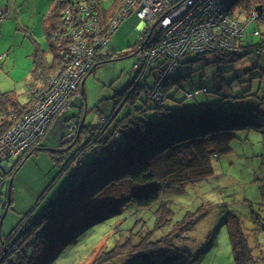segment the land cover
Masks as SVG:
<instances>
[{
  "label": "rangeland",
  "instance_id": "rangeland-1",
  "mask_svg": "<svg viewBox=\"0 0 264 264\" xmlns=\"http://www.w3.org/2000/svg\"><path fill=\"white\" fill-rule=\"evenodd\" d=\"M52 1L3 0L7 17L0 21H5L0 28V90L14 91L22 103L26 102V90L32 81V54L36 44H40L46 51L48 60L53 56L43 26V15L53 5ZM98 1L102 6L109 7L115 0ZM251 13L252 9L244 10L233 5V15L242 23L250 19ZM138 23L135 12L120 22L105 45L113 57L96 59L98 63L85 77V128L97 126L103 114L111 112L114 106L120 107L115 117L120 119L140 105L138 100L131 102L125 99L129 85L137 80L133 53L141 41L140 31L136 27ZM262 40L264 16L245 26L241 42L244 46ZM240 51L239 54H242V49ZM187 58V62L177 65L170 73L171 79L180 78L177 81L170 80L168 94L172 98H166V107L219 103V108L224 110L244 112L253 109L256 118L264 122V46L246 56L242 55L236 61H215L216 58H223L220 52L191 54ZM157 73V69L147 72L137 83L151 85ZM202 87L208 92L185 98L186 92ZM119 93H124L120 100L122 102L124 99V102L116 104ZM244 94L249 95L242 97ZM232 97H237L235 103H231ZM72 112L77 113L78 108L75 107ZM148 116L154 121L161 117V110H150ZM51 126L54 127L53 122L42 136L40 147L66 152L79 147L89 134L88 130L78 133L80 138L77 142L75 136L68 138L70 130L63 126L61 129L64 134L58 138ZM230 145L229 152L212 159L213 172L210 176L187 184L183 190H165L163 193L162 199L168 201L174 211V220L181 219L188 211L200 209L203 214L194 223L192 230L181 237L180 245L187 250L186 253L201 252L197 261L185 264H235L228 227L224 221L226 212L235 211L243 228L250 230L255 225L250 217L251 209L264 205V127L260 130L237 131ZM61 154L59 151L51 154L48 150H35L12 175L9 197L6 196V186L0 190V219L4 212L3 204L10 200L0 221V243L13 232L12 238L15 239L21 221L37 215L57 195L64 183V177L60 175ZM157 205L155 203L148 208H137L130 204L120 215L93 224L75 242L63 248L51 264H90L92 261L99 264V260L103 263V250L110 249L115 240L120 243L130 237L137 242L146 236L155 224L154 211ZM170 227L172 225L166 226V230ZM163 232L157 231L152 239ZM246 233L250 245L255 248L258 243L256 253L264 255V230ZM143 246L129 253L128 247L118 246L109 252L113 253L114 261L106 264H123L129 257L140 253Z\"/></svg>",
  "mask_w": 264,
  "mask_h": 264
},
{
  "label": "trees",
  "instance_id": "trees-1",
  "mask_svg": "<svg viewBox=\"0 0 264 264\" xmlns=\"http://www.w3.org/2000/svg\"><path fill=\"white\" fill-rule=\"evenodd\" d=\"M52 2L53 5H50L47 13L43 15V26L53 56L48 60L46 51L36 44L32 54V81L27 89L39 80H47L63 65L64 58L60 53L62 46L59 40L54 38L62 28L64 5L73 4L78 9L93 2V11L99 21L105 24L125 4V0H115L109 7L102 6L98 0ZM231 2L244 10L259 11V18L264 16L262 11L264 0ZM240 46L242 54L220 52L223 58H216L215 61L226 59L236 61L242 55L246 56L263 47L264 41L244 46L241 43ZM106 56L113 57L110 52ZM187 61L188 58L179 64ZM154 69H157L158 73L151 85L132 82L129 91L125 93L126 101L140 102L133 112L116 119L117 107L114 106L111 112L102 116L107 120L105 123L99 121L97 126L92 128H85L83 124L78 133L88 130L89 134L79 147L72 151H59L62 152L59 163L64 183L57 195L49 200L37 215L21 221L15 239L12 238L14 232L8 238L2 239L0 260L6 259L7 254L15 247L11 252L13 258L10 259L14 264H51L63 248L75 242L77 237L93 224L120 215L130 204L137 208H148L158 203L154 211L155 224L146 236H142L137 242L130 237L120 243L115 240L110 249L106 247L107 249L103 250L105 252L103 263L99 260V264L110 261L112 263L115 257L109 252L118 246L128 247L129 253L138 250L140 245H144L140 253L129 257L123 264H185L197 261L201 252L186 253L187 250L181 247L180 241L186 232L192 230L194 223L203 214L200 213V209L188 211L181 219L174 220V211L169 202L162 199L163 193L165 190H183L187 184L210 176L213 172L212 159L230 151L235 133L247 129L260 130L264 127V122L256 118L253 109L244 112L224 110L219 108V103L166 107L164 101L168 97L172 98L168 94L170 80L177 81L180 77L171 79L169 74L159 96L154 98L148 91L159 76V66L153 65L147 71L152 72ZM141 76L137 72V79ZM206 92L208 90L204 87L197 88L186 92L185 98H193L196 93ZM26 94V102L22 103L14 91L0 90V138L16 119L23 117L29 110L32 102L27 91ZM188 94L191 96H186ZM123 95L124 93L117 95L116 104L124 102V99L120 101ZM247 95L249 94L242 97ZM236 98L232 97L231 103H235ZM75 107L79 111L75 115L69 113L68 116H75L81 120L84 114L82 98L77 100ZM153 109L161 110V117L154 121L148 116V112ZM78 133L75 136L77 142L80 138ZM41 139L9 167L2 168L0 190L5 186L9 189L12 175L25 158L35 151V147L42 146ZM49 151L51 154L58 153L55 150ZM77 155H82V161L78 165H73ZM6 205L7 201L3 204V211ZM260 206L258 209H251L250 217L255 225L254 229L250 230L243 228L235 211L226 212L224 221L228 227L235 264H264V255L256 253L258 243L255 248L250 245L246 233L264 230V205ZM136 221L139 222L138 219ZM165 225L172 227L167 231ZM159 230L164 232L153 240L152 235ZM3 243L6 245L5 252L1 248ZM90 264H94L93 261Z\"/></svg>",
  "mask_w": 264,
  "mask_h": 264
},
{
  "label": "built area",
  "instance_id": "built-area-1",
  "mask_svg": "<svg viewBox=\"0 0 264 264\" xmlns=\"http://www.w3.org/2000/svg\"><path fill=\"white\" fill-rule=\"evenodd\" d=\"M133 12L141 37L133 53V68L143 75L153 65L159 66V76L148 91L154 98L171 71L189 55L239 52L245 26L260 17L259 11L252 10L250 19L240 22L233 15L231 0H125L122 9L102 24L93 11V2L78 9L67 3L62 28L54 38L62 46L63 65L50 78L27 89L32 102L29 110L0 138V172L12 164L10 160L31 149L54 119H61L70 130L68 138L76 136L80 119L68 115L82 98L81 84L98 63L96 59L110 52L105 49L109 36ZM99 121L103 123L104 117ZM81 161L82 155H77L73 165ZM1 248L5 252L6 245ZM14 248L4 253L7 258L0 264H14L10 260Z\"/></svg>",
  "mask_w": 264,
  "mask_h": 264
},
{
  "label": "crops",
  "instance_id": "crops-1",
  "mask_svg": "<svg viewBox=\"0 0 264 264\" xmlns=\"http://www.w3.org/2000/svg\"><path fill=\"white\" fill-rule=\"evenodd\" d=\"M5 4L3 5V0H0V21L1 20H4L6 17H7V13L5 14ZM5 23V21H3V22H1L0 23V28H1V26L3 25ZM40 45V44H39ZM41 46V45H40ZM42 47V46H41ZM27 91V90H26ZM79 111V110H78ZM72 112V111H71ZM70 112V114L71 115H75L73 112L71 113ZM107 114V113H106ZM103 115H105V114H103ZM53 125H54V127H52V129H54V132H55V134L57 135V137L58 138H60L63 134H64V130L63 129H61L63 126H64V124H63V122L60 120V119H54L53 121ZM56 128H58V130H56ZM60 129H61V131H60ZM36 148V147H35Z\"/></svg>",
  "mask_w": 264,
  "mask_h": 264
},
{
  "label": "water",
  "instance_id": "water-1",
  "mask_svg": "<svg viewBox=\"0 0 264 264\" xmlns=\"http://www.w3.org/2000/svg\"><path fill=\"white\" fill-rule=\"evenodd\" d=\"M83 83H84V80H83V82H82V84H81V90H82V100H83V105H85V94H84ZM119 108H120V107H119ZM119 108L116 110V114H117ZM85 117H86V105H85L84 114H83V116H82V118H81V120H80L79 130H81V127H82L83 124H84ZM34 150H48V151H49V150H55V149H48V148H46V147H37V148H35ZM61 150H62V149H57V150H55V151H61ZM9 183H10V185H11V183H12V179H10V182H9ZM8 188H10V187H8ZM8 190H9V189H8ZM8 197H9V196H8ZM9 204H10V200L8 199V200H7V205H6L5 209H4V212H3L2 216H1L0 221H2V219H3V217H4L5 213H6V211H7V209H8Z\"/></svg>",
  "mask_w": 264,
  "mask_h": 264
},
{
  "label": "flooded vegetation",
  "instance_id": "flooded-vegetation-1",
  "mask_svg": "<svg viewBox=\"0 0 264 264\" xmlns=\"http://www.w3.org/2000/svg\"><path fill=\"white\" fill-rule=\"evenodd\" d=\"M118 108H119V106H118ZM118 108H117V109H118ZM74 149H75V148H71V149H69V150L72 151V150H74Z\"/></svg>",
  "mask_w": 264,
  "mask_h": 264
}]
</instances>
